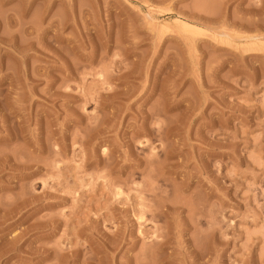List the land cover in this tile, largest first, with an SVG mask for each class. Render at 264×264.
I'll return each instance as SVG.
<instances>
[{
    "label": "rangeland",
    "instance_id": "1",
    "mask_svg": "<svg viewBox=\"0 0 264 264\" xmlns=\"http://www.w3.org/2000/svg\"><path fill=\"white\" fill-rule=\"evenodd\" d=\"M0 264H264V0H0Z\"/></svg>",
    "mask_w": 264,
    "mask_h": 264
},
{
    "label": "bare ground",
    "instance_id": "2",
    "mask_svg": "<svg viewBox=\"0 0 264 264\" xmlns=\"http://www.w3.org/2000/svg\"><path fill=\"white\" fill-rule=\"evenodd\" d=\"M180 26L185 28V29H188L189 31H198L199 30L198 26L191 24V23H188L186 21H181ZM246 38H247L246 42H252L253 43V41L259 39V35L258 34H251V35L247 36Z\"/></svg>",
    "mask_w": 264,
    "mask_h": 264
}]
</instances>
